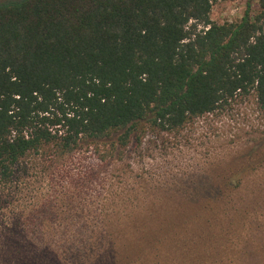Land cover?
<instances>
[{
    "label": "trees",
    "instance_id": "1",
    "mask_svg": "<svg viewBox=\"0 0 264 264\" xmlns=\"http://www.w3.org/2000/svg\"><path fill=\"white\" fill-rule=\"evenodd\" d=\"M216 1L0 0V193L21 191L17 175L30 156H62L114 135L126 147L139 126L177 131L251 93L264 113V0L222 24L210 20ZM220 183L239 188L242 178L231 172ZM214 205L211 198L191 208L184 223L146 232L138 219L112 235L91 222L35 226L37 207L17 215L9 202L0 264H205L198 248L210 247L211 264H235L219 254L230 226L208 225ZM199 215L211 246L178 238ZM260 243L240 246L249 251L237 263L264 264V236Z\"/></svg>",
    "mask_w": 264,
    "mask_h": 264
},
{
    "label": "rangeland",
    "instance_id": "2",
    "mask_svg": "<svg viewBox=\"0 0 264 264\" xmlns=\"http://www.w3.org/2000/svg\"><path fill=\"white\" fill-rule=\"evenodd\" d=\"M247 8L255 13L258 0H217L210 20L216 24L235 22ZM134 135L126 147L117 145L114 135L94 144L83 142L70 154L28 157L17 175L21 191L14 196L0 193V246L5 249L9 237L2 230L4 216H11L4 210L9 202L17 215H28L31 205L37 207L29 218L35 226L91 222L114 234L132 231L125 225L138 219L146 224V232L160 223H184L182 219L191 208L211 198L215 203L213 216L206 218L214 222L210 220L209 227L216 230L211 224L217 223H222L219 229L230 226L227 247L219 253L224 259L238 264V256L249 251L240 246L246 247L248 241L261 245L264 204L258 196L264 195V113L252 93L235 97L177 131L142 125ZM231 172L241 176L239 188L221 185L222 178ZM218 192L228 193L231 202L215 198ZM244 209L247 212L243 214ZM150 210L159 211V219H147ZM199 216L191 219L188 232L178 238L183 243L204 238L211 246V229H201L204 215ZM195 230H201L200 235L193 234ZM198 251L205 264H211L215 254L211 247L209 252L203 248ZM259 256L264 257L262 249Z\"/></svg>",
    "mask_w": 264,
    "mask_h": 264
}]
</instances>
